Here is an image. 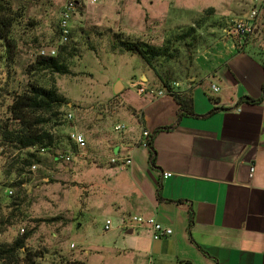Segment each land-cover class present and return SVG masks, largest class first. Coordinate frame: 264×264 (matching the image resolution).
<instances>
[{
  "label": "crops",
  "instance_id": "0c3cea01",
  "mask_svg": "<svg viewBox=\"0 0 264 264\" xmlns=\"http://www.w3.org/2000/svg\"><path fill=\"white\" fill-rule=\"evenodd\" d=\"M241 1L240 19L259 11L254 32L239 40L229 28L215 50L189 61L187 81H177L193 112L215 111L211 116L185 114L178 122L174 95H133L125 103L130 128L110 146L106 133L78 131L86 141L89 133L102 136L95 149L75 155L87 188L83 200L112 221L117 264H264V0ZM141 79L151 84L147 75ZM144 130L152 134L155 166L142 146ZM106 151L114 156L100 160ZM116 156L133 163L120 169L111 163ZM133 216L153 217L173 233L154 240L149 227L126 226Z\"/></svg>",
  "mask_w": 264,
  "mask_h": 264
},
{
  "label": "rangeland",
  "instance_id": "374dc122",
  "mask_svg": "<svg viewBox=\"0 0 264 264\" xmlns=\"http://www.w3.org/2000/svg\"><path fill=\"white\" fill-rule=\"evenodd\" d=\"M1 1L8 3L13 12L11 39L15 47L12 58L7 59L5 42L0 39V127L18 128L9 107L32 84L57 87L69 103L62 107L60 125L49 128L56 138L52 149L0 146V246L12 244L24 232L36 228L27 246L29 251L39 252L40 264L76 259L90 264H117L110 250L113 234L102 228L109 214L90 211L91 200H83L87 188L81 184V163L69 134L85 129L106 133L109 142L104 146H110V139L123 136L114 130L116 125L129 126L123 131L126 135L131 125L127 98L144 96L139 94L141 87L168 89L177 81H187L188 51L192 59L199 58L225 40L226 31L242 15L236 8L237 0L86 2L72 16L70 41L59 50L71 71L68 75L39 71L36 62L42 50L59 44L61 12L71 0ZM252 8L249 5L246 9ZM189 28L196 29V34L180 39ZM119 40L166 47L170 53L149 65L140 55L123 50ZM144 74L151 84L142 85ZM119 82L124 93L115 95ZM180 87L185 88L182 83ZM91 134L87 148L95 149L102 136ZM29 154L36 156L30 165ZM68 155L73 158L70 163L64 161ZM100 155V160L107 161L114 153ZM67 167L73 170L67 172ZM45 219L53 221L36 222ZM20 257L23 259L24 254Z\"/></svg>",
  "mask_w": 264,
  "mask_h": 264
},
{
  "label": "trees",
  "instance_id": "16d2710c",
  "mask_svg": "<svg viewBox=\"0 0 264 264\" xmlns=\"http://www.w3.org/2000/svg\"><path fill=\"white\" fill-rule=\"evenodd\" d=\"M15 19L11 6L3 1L0 2V39L4 40L5 47L8 53V58L11 59L14 53L15 43L11 39V34L14 28ZM190 33L196 34V29L189 30L180 35V39L190 36ZM186 35V36H184ZM119 46L127 52L140 55L147 64L152 65V62L158 58L167 56L169 49L166 47H154L143 42H132L128 40H119ZM65 50V48H64ZM191 51H188V54ZM187 55L188 60H192L191 56ZM36 67L39 71H47L52 74L68 75L71 71L63 59V55L59 52L57 57L45 58L40 57L36 62ZM264 67V64H263ZM29 90L15 97L13 104L9 107V112L14 121L18 123V128L10 129L8 126L0 127V146L15 147L18 150L32 149H52L55 144V136L50 132L49 128L59 126L60 117L62 116V107L69 103L67 98L61 95L57 87L46 88L41 85L32 84ZM180 109L178 111V122L186 114L197 118H206L211 116L215 111H211L206 115H197L192 109V99L185 94H175ZM259 102V100H250ZM174 127L163 128L173 129ZM151 152L150 163L156 165L157 153L152 147V139L149 144ZM35 154H29L28 164L35 159ZM16 185H18L16 183ZM53 220H36L37 224ZM36 228L24 232L12 244L0 246V264H40L41 255L39 252H31L28 250L27 242L33 237ZM20 253L24 254V258L20 257ZM63 264H87L80 260H66Z\"/></svg>",
  "mask_w": 264,
  "mask_h": 264
},
{
  "label": "built area",
  "instance_id": "2783aa9c",
  "mask_svg": "<svg viewBox=\"0 0 264 264\" xmlns=\"http://www.w3.org/2000/svg\"><path fill=\"white\" fill-rule=\"evenodd\" d=\"M86 2H90L91 4H95L98 2V0H71L66 3L64 6L62 12H61V18L59 22V32H60V39L59 44L56 47L48 48L45 50H42L40 52V57L45 58H53L57 57L59 54V50L66 46L71 38V28H70V20H72V16L74 15L75 11L80 7L83 6ZM259 17V11L257 9L252 10L246 17H243L237 21H235L231 27H230V33L234 34L239 40L246 39L249 35H251L255 28H256V20ZM180 87L179 83H174L173 86L170 88H164V89H153V88H147V87H141L139 89V94L144 95L146 97L151 98H158V97H164L167 95H175L177 94V90ZM213 90L215 92L219 91V89L216 86H213ZM69 120L73 119L72 115L68 116ZM127 129V126L124 124H119L114 127V130L116 132H123ZM143 142L142 146L144 148H149V144L152 139V134L144 130L143 134ZM69 140L74 144V146L77 148L76 153H81L83 150L87 147V141L84 136V134L73 131L69 134ZM45 151V150H43ZM73 158L72 155H68L64 157V161L66 163L72 162ZM111 163L115 166L119 167L120 169H125L126 167L132 165L133 161L132 158L129 157H114L111 159ZM33 170L36 169V166L32 167ZM255 171V168H251V173L253 174ZM172 176L171 173H165L164 178L168 179ZM10 194H13V192H10ZM135 224L138 226H147L151 229L153 234L154 240H160L162 238L168 237L172 235L173 230L169 227H166L162 225L160 222H158L153 217H143V216H133L130 218L128 223H126V226H130L131 224ZM112 226V221L107 220L105 223V231H110ZM24 230H22L23 232Z\"/></svg>",
  "mask_w": 264,
  "mask_h": 264
},
{
  "label": "water",
  "instance_id": "95a60500",
  "mask_svg": "<svg viewBox=\"0 0 264 264\" xmlns=\"http://www.w3.org/2000/svg\"><path fill=\"white\" fill-rule=\"evenodd\" d=\"M121 91H122V85H121L120 82H119V83H117V84L115 85L114 93H115V95H118V94L121 93ZM128 234H132V230H130V231L128 232Z\"/></svg>",
  "mask_w": 264,
  "mask_h": 264
}]
</instances>
